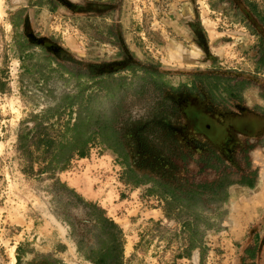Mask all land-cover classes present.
I'll list each match as a JSON object with an SVG mask.
<instances>
[{
    "label": "rangeland",
    "instance_id": "rangeland-1",
    "mask_svg": "<svg viewBox=\"0 0 264 264\" xmlns=\"http://www.w3.org/2000/svg\"><path fill=\"white\" fill-rule=\"evenodd\" d=\"M77 1L0 0V264H17L16 247L23 242H29L34 252L22 264H48L45 255L56 249L54 256L64 263H82L67 239L68 226L59 218L63 203L53 199L55 179L44 172L51 150L15 149L18 133L41 119L36 114L46 100L55 96L58 101L73 88L65 78L53 79L52 96L21 76V63L10 50L17 33L20 41L55 64L61 59L78 61L67 63L74 73L86 72L81 63L91 62L109 71L103 81L117 82L120 75H127L116 104L136 105L150 91L171 90L181 113L182 122L174 125L179 140L187 144L203 140L227 162L234 160L259 176L253 157L264 149V72L256 69L262 47L257 26L243 19L247 15L236 0H81L85 3L81 9L71 6ZM234 75L250 79L248 87L241 91L243 84L234 83ZM102 101L110 106L107 98ZM195 163L193 169L203 165ZM192 172L203 176L201 170ZM208 172L212 177L219 173ZM119 173L112 151L93 149L57 177L70 187L80 185L95 207L120 223L127 237L125 255L131 257L139 234L149 225L144 211L159 207L143 198L142 189L123 198L126 190ZM245 188L232 189L228 215L233 213L235 221L230 224L226 217V229L207 236L204 252L193 253L195 263L204 258L205 264H264V216L246 227L240 223ZM162 218L163 214L156 219ZM79 219L85 231V221ZM176 225L165 220L159 234L169 238ZM166 239L160 243L156 239L128 264H172L176 247L164 251ZM255 246L258 255L251 254Z\"/></svg>",
    "mask_w": 264,
    "mask_h": 264
},
{
    "label": "trees",
    "instance_id": "trees-1",
    "mask_svg": "<svg viewBox=\"0 0 264 264\" xmlns=\"http://www.w3.org/2000/svg\"><path fill=\"white\" fill-rule=\"evenodd\" d=\"M236 3L238 9L247 15L243 19L248 18L257 26L255 30L262 49L259 50L256 69L264 72V0L262 3L259 0H236ZM12 23L18 27L17 22ZM17 37L10 50L21 63V76L52 96L55 89L49 84L53 79L65 78L73 88H69L58 101L55 96L52 101L46 100L45 107L36 114L41 119L18 133L15 149L44 146L51 150L44 172L55 179L57 191L53 199L63 203L59 218L69 228L67 239L76 247L81 264H128L131 257L149 250L156 239L159 243L165 241L166 237L159 234V227L165 220H174L177 224L163 248L167 251L176 247L172 264H177L179 259L197 264L192 259L193 253L204 252L207 236L226 229L232 189L255 188L257 172L236 165L234 160L227 162L203 140L193 143L198 148L179 140L174 125L182 122L181 113L172 99L171 90L158 93L145 89L144 92L149 93L144 99H138L136 105L128 101L116 104L114 100L125 86L127 75H120L117 82L103 81L102 77L109 71L91 62L81 63V69L85 67L86 72L74 73L67 69V63L78 61L70 59V63L61 59L55 64L31 44L20 41V33ZM211 77L217 78V75ZM231 78L234 83L243 84L241 91L248 87L246 83L250 79ZM20 90L23 91L22 86ZM103 98H107L110 106L105 105ZM93 149H107L114 154L120 167L119 180L126 190L123 198L142 189L143 198L158 202L162 210V219L151 217L148 220L147 230L139 234L131 257L125 255L127 237L120 223L57 177L75 160L89 157ZM193 163L203 165L193 169ZM233 166L236 170L231 169ZM211 169L219 171L216 177L209 174ZM192 170H201L203 176ZM79 218L85 221V231L79 227L82 223ZM29 244L17 245V264H22L34 252ZM58 246L67 249L65 243ZM258 251L257 246L252 252L250 250L253 255H258ZM53 253L45 255L48 264H66ZM198 264H205V259Z\"/></svg>",
    "mask_w": 264,
    "mask_h": 264
},
{
    "label": "crops",
    "instance_id": "crops-1",
    "mask_svg": "<svg viewBox=\"0 0 264 264\" xmlns=\"http://www.w3.org/2000/svg\"><path fill=\"white\" fill-rule=\"evenodd\" d=\"M254 167L259 168V176L258 183L255 188L247 189L245 188V193L247 197L242 202V208H244V213L240 217V223H243L244 227L251 224L264 216V149L262 151H258L255 153V158L253 157ZM73 186L84 194L85 196H89L87 198H92L88 193H85L80 185L72 183ZM249 190V191H247ZM244 192V191H243ZM244 193V194H245ZM242 199V198H241ZM92 200V199H90ZM146 216L152 218H160L162 217V210L160 208H150L144 211ZM227 221L233 223L235 221V215L233 213L230 216H227ZM233 225V224H232ZM242 226V224H240Z\"/></svg>",
    "mask_w": 264,
    "mask_h": 264
},
{
    "label": "flooded vegetation",
    "instance_id": "flooded-vegetation-1",
    "mask_svg": "<svg viewBox=\"0 0 264 264\" xmlns=\"http://www.w3.org/2000/svg\"><path fill=\"white\" fill-rule=\"evenodd\" d=\"M77 2H78V3L71 4V6L73 5V7L75 6V7H77L78 9H81V7H85V3H82L81 0H78ZM83 2H85V1H83ZM25 8H27V7H25ZM23 10H24V9H23ZM23 16H24V15H23Z\"/></svg>",
    "mask_w": 264,
    "mask_h": 264
}]
</instances>
